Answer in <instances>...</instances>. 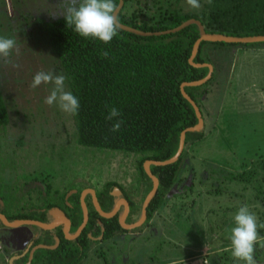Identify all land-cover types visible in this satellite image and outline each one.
Here are the masks:
<instances>
[{
    "label": "rangeland",
    "instance_id": "374dc122",
    "mask_svg": "<svg viewBox=\"0 0 264 264\" xmlns=\"http://www.w3.org/2000/svg\"><path fill=\"white\" fill-rule=\"evenodd\" d=\"M225 1L212 0L209 5L200 0L197 10L186 0H133L132 8L139 20L147 22L174 12L191 13L203 21L210 10L233 5ZM64 6V0H0V37L16 40L10 59L19 64L14 68L0 60V88L9 116L7 126L0 127V183L7 184L0 186L9 202L19 190L28 192L27 181L48 180L57 185L69 168L80 169L82 162L91 176L96 175L92 182L118 176L126 180L134 170V154L77 146L72 115L44 102L52 85L30 87L33 72L51 70L62 75L46 35L42 37L38 27L60 17L55 14ZM205 53L206 63L214 68L201 102L207 137L193 149L192 143L186 145L179 178L147 226L134 237L99 243L98 252H90L79 264H242L228 251L233 217L246 204L258 220H264V173L248 180L249 169L258 170V163L264 162V44L206 48ZM65 89L68 91L66 85ZM221 113L225 115L222 119ZM242 163L246 165L241 170ZM11 167L15 168L12 173L5 170ZM76 171L68 182L82 176ZM242 173L244 182L231 180ZM16 197L18 201L23 195ZM27 229L1 230L2 251L18 253ZM260 240L258 247L262 248L264 237ZM254 258L257 264H264V250Z\"/></svg>",
    "mask_w": 264,
    "mask_h": 264
},
{
    "label": "trees",
    "instance_id": "16d2710c",
    "mask_svg": "<svg viewBox=\"0 0 264 264\" xmlns=\"http://www.w3.org/2000/svg\"><path fill=\"white\" fill-rule=\"evenodd\" d=\"M132 2L124 0L119 12L120 23L143 32H162L176 28L189 19L198 20L194 14L180 12L169 13L157 20L153 17L148 22L139 20ZM115 3L118 5L119 0H115ZM227 3L233 5L210 10L202 18L203 21L199 19L206 32L233 37L264 36V0H226ZM212 7H215L214 4ZM44 26L50 47L66 77L68 91L80 103L78 114L72 115L75 143L84 148L140 156V172L148 184L146 191H149L152 182L143 170V163L146 160L165 161L171 158L178 149L180 133L197 124L193 108L180 93V85L200 80L208 72L207 68L197 69L188 63L193 44L199 37L198 27L190 25L173 34L150 37L119 29L117 36L104 44L99 40L80 37L66 27L63 17ZM232 46L236 44L202 42L194 62H208L206 48L226 49ZM105 51L108 52L106 58L102 55ZM212 80L213 76L202 86L185 87L184 90L201 107L206 87ZM111 107L117 108L121 116L109 121L106 117ZM224 116L221 113V119ZM116 119L122 120L123 124L118 132H112L110 129ZM8 123V110L0 88V127H6ZM206 137L204 130L188 132L185 143H192L193 149L196 142ZM186 155L185 149L174 164L151 166V173L158 178L159 187L148 206V220L164 204L167 192L179 178ZM245 165L241 164V170ZM258 165V170L249 169V181L258 179L260 173H264V162L260 161ZM244 175L232 176L231 180L244 182ZM261 179L264 181L263 176ZM44 207L59 209L53 204H45ZM93 214V218L89 219V229L94 227L95 219H100L105 229L104 239L121 230L116 217L103 219L96 212ZM258 223H264V220L259 219ZM99 232L97 228L93 235ZM263 232L264 228H258L261 238L264 237L261 235ZM259 241L255 256L264 250V247H258ZM84 255L79 248H75L69 253H56V258L51 262L78 264Z\"/></svg>",
    "mask_w": 264,
    "mask_h": 264
},
{
    "label": "flooded vegetation",
    "instance_id": "af4514ba",
    "mask_svg": "<svg viewBox=\"0 0 264 264\" xmlns=\"http://www.w3.org/2000/svg\"><path fill=\"white\" fill-rule=\"evenodd\" d=\"M40 10H43L45 12L43 8ZM56 19L49 20L45 23L43 22L44 24L38 27V30H40V33H41L39 34L42 35V37L46 35L44 31V27H45L44 25ZM46 38L48 41L47 35H46ZM48 44H49V41H48ZM52 52L55 55L53 50ZM53 54L52 53L49 54L51 56L52 61L55 60ZM55 61H57L58 67L61 70L62 75H64L62 69L60 68L59 60L57 59ZM31 74L35 75V72ZM32 78H30L31 81H32ZM41 85L42 86H38V87H43V84ZM65 85L68 90L66 80H65ZM136 156L134 155V157H136L135 159L136 161L133 164L134 170L130 173L129 179L125 180L123 179L124 177L120 178L118 176L116 180L113 178L111 179L109 178L108 180H105L103 182L98 181V180L96 182H92L91 178L92 179L95 178L96 175L91 176L90 172H87L85 170V167H83L86 164L82 162L83 166L80 169L69 168V171L67 170L69 174L65 175V177L63 178L61 177V182L57 185L50 184L48 180L39 181L37 179H33V180H30L24 183L25 187L28 188V192L25 193L24 190L22 189L21 191L19 190L18 192H16L17 195H13V196L17 199L16 196L19 197L23 195V197L25 198V201L23 200V197H22V198H18V201H16V199L15 200L12 199L9 202V199L6 198L7 196V194H5L6 190L1 188V186L6 187L7 184L0 183L1 184L0 186V214L4 216L8 222H12V220H19V221L20 220H34V221H39L43 223H50L52 221V218L49 215L50 210L46 209L44 205L53 204V205L58 206L59 210L62 211L64 216L69 220L70 226H69L68 233L73 236L83 221V211L81 207L82 197H83V200L86 204L87 211H88V221L85 227L79 233V235H77L74 239H71V240L66 238V235L64 233L65 226L63 225L55 226L54 228L50 230H44V229H41L33 225H25L29 227V230L27 229L28 231L27 230L24 231L23 235L25 238L21 242V247H22L21 251H19L18 253H7L6 250L2 251L3 248L0 245V254L3 257L7 258V259H4L5 261H3V264H10L9 260L15 257L16 259L13 260V263H16V264H28V263L29 264H52L51 261H53V259L56 258L55 256L56 253H60V252L69 253L70 251L75 250V248H79L81 252L85 253V255L80 260V262H82L83 259L85 260L87 258V255H89L90 252L93 254L95 252H98L97 251L98 249L96 248H98L99 243L102 244L104 241L114 242L118 239L120 240L123 239L125 236H130V237L136 236L135 232L142 230V228L147 226L150 222V220H148L147 212H146V220L140 228L129 231V230L122 229L120 227L121 230L113 232L111 237L104 239L105 229L100 219H95L94 227L89 229V219L93 218V215H94L93 212H96V210L93 205L91 194L86 192L84 195L85 190H88V189L93 190L96 200L100 206V209L104 212H110L115 205L116 199L119 198V197L114 196L112 193L114 192L115 188L118 189L120 191V198H123L128 204V207L126 208V219H125L126 224H131V223L136 222L138 218L140 217L143 201L146 195L152 189V184H151V189L149 191H146L148 184L146 180L142 177L141 172H140V168L138 164L140 156L138 155ZM5 170H7L9 173H12L15 170V168L11 167L10 169H5ZM76 170L78 171L80 170V173L82 174V176L79 177V175H76L75 177H72L71 180L68 182L67 179L71 177L74 172L77 173ZM9 178H10V175H9ZM11 178H15V174H12ZM12 181L13 180L10 179L9 183ZM21 182L22 181H17V184H20ZM107 185H109V188H110L108 190H107ZM134 187L135 188L137 187V189L135 190ZM28 203H33V205H30ZM124 211H125V207L121 205L119 210L112 217V218L114 217L117 218L118 224H119V220H118L119 216L123 214ZM5 227L6 226H4L2 224V221L0 220V233H2L1 230L5 229ZM97 228L100 230L99 234L93 235L97 232ZM100 236H102V238L98 240ZM94 245L96 247H94ZM31 253H32V256H31Z\"/></svg>",
    "mask_w": 264,
    "mask_h": 264
},
{
    "label": "clouds",
    "instance_id": "9594fccd",
    "mask_svg": "<svg viewBox=\"0 0 264 264\" xmlns=\"http://www.w3.org/2000/svg\"><path fill=\"white\" fill-rule=\"evenodd\" d=\"M64 3L63 9L55 15L62 16L66 27L80 37L108 44L117 36L120 17L119 6L115 0H64ZM207 3L211 5L212 0H207ZM186 4L191 9L198 10L201 7L200 0H186ZM14 49H16L15 39L0 37V60L5 64H11L14 68H19V64L10 59ZM102 55L106 58L108 52L105 51ZM65 80L64 75H55L51 71H38L33 76L30 87L35 89L42 83L51 84L52 88L45 98V104L50 107L56 105L64 113L75 116L78 114L80 103L72 92L66 91ZM120 116L121 112L111 107L106 119L112 121ZM122 124V120L116 119L110 130L118 132ZM233 221L234 226L230 228L228 237L230 241L228 251L237 262L257 264L254 256L257 242L261 239L258 228H264V223H258L257 216L246 204L238 208Z\"/></svg>",
    "mask_w": 264,
    "mask_h": 264
},
{
    "label": "water",
    "instance_id": "95a60500",
    "mask_svg": "<svg viewBox=\"0 0 264 264\" xmlns=\"http://www.w3.org/2000/svg\"><path fill=\"white\" fill-rule=\"evenodd\" d=\"M123 4H124V0H119V3H118L119 12L122 9ZM190 25H196L198 27L199 37L193 44L191 55L188 59V63L192 67L197 68V69H201V68H207L208 69L207 75L204 78L197 80V81L184 82L180 85V93L183 96V98L193 108L195 117L197 119V124H195L192 127L185 128L180 133L178 149H177L176 153L171 158H169L165 161L146 160L143 163V169L152 182V189L149 191V193L146 195V197L143 201L140 217L138 218V220L136 222L131 223V224H126V222H125L126 208L128 207V204L123 198H120V191L116 188L112 194L116 197H119V198L116 199L115 205L110 212H104L100 209V206L96 200V197H95L93 190L88 189V190H85V192H84V195L86 192L91 194L92 200H93V205H94L96 212L99 214L100 217H102L104 219L112 218L115 215V213L119 210L120 206L121 205L124 206L125 211L123 214H121L119 216L118 220H119L120 227L122 229H125V230L130 231V230L138 229L144 224V222L146 220L147 208L157 193L159 181H158V178L151 173L150 167L151 166H158V167L167 166V165H171V164H174L175 162H177L179 157L181 156L182 152L186 149V145H187L185 143L186 133H188V132H201L204 130L205 119H204L203 110L198 104H196L189 97V95L184 90L185 87H199V86L204 85L205 83H207L211 79V77L214 73V68H213L212 64L206 63V62L205 63H195L194 62V59H195V57L199 51L200 44L202 42H207V43L236 44V46H241L244 44L246 45V44H254V43H260V44L264 43V36L233 37V36H226L224 34H218V33H208V32H206L204 25L199 20H196V19H189L176 28L166 30V31H162V32H143V31L128 27L126 25H123L121 23H120V30L134 34V35H137V36H141V37H150V36H160V35H166V34H173V33L181 31L182 29H184ZM234 52H236V51L233 50V53ZM232 65H233V62L231 63V66ZM204 97H205V94L202 97V101H203ZM81 207H82V211H83V221L73 236L68 233L69 226H70L69 220L64 216L62 211H60L59 209H56V208L51 209L49 211V215L51 216V218H53V217L55 218L50 223H43V222L34 221V220H20V221L15 220L12 222H8L7 219L4 216H2L1 214H0V220L2 221V224L8 228H18V227H22L25 225H33V226H37V227L44 229V230H50V229L54 228L55 226L63 225V226H65L64 233L66 235V238L71 240V239H74L77 235H79V233L83 230V228L85 227V225L88 221V211H87L86 204L83 200V197L81 199ZM101 238H102V236H100L98 238V240H100ZM41 247H43V246H41ZM21 250L22 249H20V251ZM18 252H19V250H18ZM13 253H15V252H13ZM32 253H31V256H32Z\"/></svg>",
    "mask_w": 264,
    "mask_h": 264
},
{
    "label": "crops",
    "instance_id": "0c3cea01",
    "mask_svg": "<svg viewBox=\"0 0 264 264\" xmlns=\"http://www.w3.org/2000/svg\"><path fill=\"white\" fill-rule=\"evenodd\" d=\"M233 66V65H232ZM232 70V69H231ZM21 249H22V247H21ZM4 259H7L6 257H3L1 254H0V264H3V261H5ZM14 259H16V257L15 258H11L10 260H9V263L10 264H16V263H13V260ZM29 264V263H28Z\"/></svg>",
    "mask_w": 264,
    "mask_h": 264
}]
</instances>
